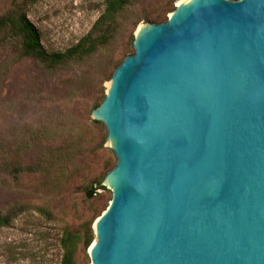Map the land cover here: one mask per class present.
I'll return each instance as SVG.
<instances>
[{
    "label": "water",
    "instance_id": "water-1",
    "mask_svg": "<svg viewBox=\"0 0 264 264\" xmlns=\"http://www.w3.org/2000/svg\"><path fill=\"white\" fill-rule=\"evenodd\" d=\"M133 48L92 112L116 165L91 264H264V0H184Z\"/></svg>",
    "mask_w": 264,
    "mask_h": 264
},
{
    "label": "rangeland",
    "instance_id": "rangeland-1",
    "mask_svg": "<svg viewBox=\"0 0 264 264\" xmlns=\"http://www.w3.org/2000/svg\"><path fill=\"white\" fill-rule=\"evenodd\" d=\"M106 1L39 0L24 12L46 51L63 53L91 32ZM182 1L132 0L94 55L54 69L30 58L19 60L14 30L2 35L0 214L13 219L0 229V264H62L63 240L69 236L77 238L75 264H91L85 237L112 194L98 190L89 197L88 192L116 165L106 128L94 123L92 112L103 102L115 70L134 54L143 19L163 14L166 22ZM22 3L4 0L0 16Z\"/></svg>",
    "mask_w": 264,
    "mask_h": 264
},
{
    "label": "trees",
    "instance_id": "trees-1",
    "mask_svg": "<svg viewBox=\"0 0 264 264\" xmlns=\"http://www.w3.org/2000/svg\"><path fill=\"white\" fill-rule=\"evenodd\" d=\"M39 0H23L18 10L6 17L0 16V40L7 30L13 29L16 37L20 40V57L33 59L43 64L47 69H54L61 65L80 61L94 55L98 49L108 41L114 26L120 16L128 11L132 5V0H107L103 15L96 22L91 32L84 37L77 45L63 53H50L44 48L41 35L36 26L28 19L24 12V7L35 4ZM146 23L160 24L165 22L163 14L143 19ZM105 99V98H104ZM101 105V104H100ZM99 105V106H100ZM97 106L96 108H98ZM94 123H99L95 122ZM98 190H107L102 183L89 190V197H93ZM12 214H0V229L8 227L12 222ZM88 234L85 237V249H89L94 241L93 228L90 224ZM76 240L74 237H67L63 240L64 256L62 264H75Z\"/></svg>",
    "mask_w": 264,
    "mask_h": 264
}]
</instances>
